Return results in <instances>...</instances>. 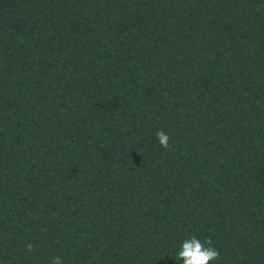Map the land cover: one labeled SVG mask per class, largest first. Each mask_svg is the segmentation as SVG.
Here are the masks:
<instances>
[{"label":"trees","instance_id":"16d2710c","mask_svg":"<svg viewBox=\"0 0 264 264\" xmlns=\"http://www.w3.org/2000/svg\"><path fill=\"white\" fill-rule=\"evenodd\" d=\"M191 236L264 264V0H0V264Z\"/></svg>","mask_w":264,"mask_h":264},{"label":"clouds","instance_id":"9594fccd","mask_svg":"<svg viewBox=\"0 0 264 264\" xmlns=\"http://www.w3.org/2000/svg\"><path fill=\"white\" fill-rule=\"evenodd\" d=\"M156 138L162 148H168L169 136L163 130L156 133ZM208 245V246H206ZM26 251L32 252L34 245L28 243ZM219 258V251L212 246V240L209 238L201 241L197 236H191L181 242L179 251L176 253V260L182 261V264H209L210 261ZM51 264H62L61 257H54Z\"/></svg>","mask_w":264,"mask_h":264}]
</instances>
